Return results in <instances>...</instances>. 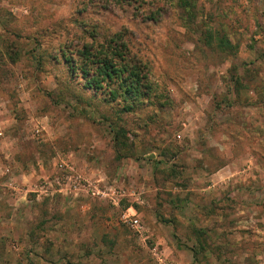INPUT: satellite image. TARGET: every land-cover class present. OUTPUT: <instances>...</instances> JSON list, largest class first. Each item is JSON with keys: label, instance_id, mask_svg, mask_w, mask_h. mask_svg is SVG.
<instances>
[{"label": "rangeland", "instance_id": "obj_1", "mask_svg": "<svg viewBox=\"0 0 264 264\" xmlns=\"http://www.w3.org/2000/svg\"><path fill=\"white\" fill-rule=\"evenodd\" d=\"M155 248L264 264V0H0V264Z\"/></svg>", "mask_w": 264, "mask_h": 264}, {"label": "built area", "instance_id": "obj_2", "mask_svg": "<svg viewBox=\"0 0 264 264\" xmlns=\"http://www.w3.org/2000/svg\"><path fill=\"white\" fill-rule=\"evenodd\" d=\"M76 182L79 180V177L76 176ZM74 188L77 189H85L87 193H90L93 197L100 196L102 198H106L108 195L106 194V190H100L96 187H92L91 185H81V183H75ZM111 200V204L114 206L118 205V201L113 198H109ZM120 222L127 228L131 229L135 234L142 236L144 233L143 225L139 219V217L135 214L132 207L126 209L125 211L120 212L119 215ZM152 257L159 264H168L165 259L162 257L161 253L157 251V249H151Z\"/></svg>", "mask_w": 264, "mask_h": 264}, {"label": "trees", "instance_id": "obj_3", "mask_svg": "<svg viewBox=\"0 0 264 264\" xmlns=\"http://www.w3.org/2000/svg\"><path fill=\"white\" fill-rule=\"evenodd\" d=\"M117 45L118 44H116L115 47L111 48V51H112L113 54H115L114 57H118L119 55H121L120 58H122L121 60H123V54H122L123 53V50H120L119 49L120 47L117 46ZM94 58L98 59L96 57V55L93 56V59ZM98 62H99L98 63L99 65L96 64L97 65V67H96V69H97V76L99 78H104L105 80H109L113 76H116V78H117V76L122 75L125 72V70L128 68L127 66L119 67L118 68V66L116 64H113L109 60H106V59H100ZM136 72L135 73L134 72L131 73V75L136 74Z\"/></svg>", "mask_w": 264, "mask_h": 264}]
</instances>
